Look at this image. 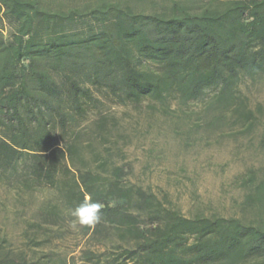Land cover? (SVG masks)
Here are the masks:
<instances>
[{"label":"trees","instance_id":"1","mask_svg":"<svg viewBox=\"0 0 264 264\" xmlns=\"http://www.w3.org/2000/svg\"><path fill=\"white\" fill-rule=\"evenodd\" d=\"M246 75H264V0H207L199 6L175 0L168 10L152 13L126 0H0V189L17 199L44 195L27 228L48 232L71 225L67 210L89 198L104 208L101 222L84 226L86 232L97 234L105 223L132 226L127 205L109 202L124 196L125 169L112 161L117 143L108 104L155 100L159 106L147 108L169 114L172 104L188 106L213 90L205 111L215 108L216 121L234 119L250 130L259 118L238 89ZM94 128L95 137L84 142L83 134ZM88 149L99 164L95 170ZM249 178L247 201L258 214L248 223L185 218L136 188L129 201L149 216L150 227L137 230L128 247L86 250L82 260L264 264V170L258 182ZM0 264L54 263L0 253Z\"/></svg>","mask_w":264,"mask_h":264},{"label":"rangeland","instance_id":"2","mask_svg":"<svg viewBox=\"0 0 264 264\" xmlns=\"http://www.w3.org/2000/svg\"><path fill=\"white\" fill-rule=\"evenodd\" d=\"M126 1L143 12L152 13L168 10L175 0ZM206 1L195 0L198 6ZM9 32L6 27L2 35L7 38ZM238 89L259 118L250 130L234 119L216 121L220 111L215 108L205 111L213 90L207 92L204 100L188 106L172 104L175 111L169 114L149 110L150 104L159 106L155 100L135 104L119 101L118 106L108 104L115 118L108 127L112 141L117 143L112 161L125 169L122 173L124 196L109 198V202L112 206L127 205L134 216L132 226L120 228L105 223L97 234L86 232L79 225L75 229L67 225L48 232L27 228L26 219L34 218L44 195L36 193L17 199L13 193L0 189L1 255L27 256L28 260L49 257L54 264L64 261L85 264L82 253L86 250L116 251L118 245L128 247L137 240V230L150 227L149 216L137 209L133 199L129 201L131 191L136 188L153 194L164 207L185 218L254 221L258 211L248 203L247 197L251 186L249 177L254 175L258 182L264 170V75L244 76ZM95 119L92 116L88 125L92 126ZM93 130L83 134L84 142L95 137L96 129ZM85 155L95 170L99 164L94 161L91 150Z\"/></svg>","mask_w":264,"mask_h":264},{"label":"clouds","instance_id":"3","mask_svg":"<svg viewBox=\"0 0 264 264\" xmlns=\"http://www.w3.org/2000/svg\"><path fill=\"white\" fill-rule=\"evenodd\" d=\"M104 205L94 202L90 198L79 204L74 209H68L67 214L72 218L71 226L75 229L79 226L94 228L103 218Z\"/></svg>","mask_w":264,"mask_h":264}]
</instances>
